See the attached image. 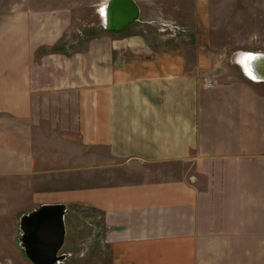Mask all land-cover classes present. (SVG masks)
Listing matches in <instances>:
<instances>
[{"label": "crops", "instance_id": "0c3cea01", "mask_svg": "<svg viewBox=\"0 0 264 264\" xmlns=\"http://www.w3.org/2000/svg\"><path fill=\"white\" fill-rule=\"evenodd\" d=\"M198 5L183 37L168 39L144 21L109 31L101 14L103 31L86 48L39 57L67 30L60 11L21 7L0 16V117L56 124L131 165L193 162L175 178L91 193L114 264H264V234L255 235L250 215L251 179L237 174L249 166L213 144L216 128L208 130L202 115L203 89H213L202 76L214 58L208 3ZM0 156V171L10 172V153Z\"/></svg>", "mask_w": 264, "mask_h": 264}, {"label": "rangeland", "instance_id": "374dc122", "mask_svg": "<svg viewBox=\"0 0 264 264\" xmlns=\"http://www.w3.org/2000/svg\"><path fill=\"white\" fill-rule=\"evenodd\" d=\"M108 1L0 0V16L18 14L21 7L58 10L68 27L57 46L62 47L61 51L75 52L100 36ZM199 1L136 0L141 8L140 21L150 29L156 26L168 39H175L180 32L182 37L190 34V24L199 15ZM206 1L214 59L209 75L202 76V84L206 86V80L213 79V89H203L202 115L208 130L216 128L218 139L213 144L228 147L237 156L236 162L249 166L250 171L237 174L241 179L244 174L251 179L252 226L257 228L255 235L262 238L264 82L248 79L235 59L240 52L264 53V0ZM51 49L38 52V57ZM3 152L10 153L12 170L0 171V264H33L21 245V219L44 204L59 202L69 209L65 217L66 240L60 253L67 258L61 264H114L111 249L104 241V216L97 203H92L91 193L95 194L102 185L175 178L189 172L193 163L190 159L184 166L131 165L105 147L85 145L79 134L65 133L56 124L35 125L28 121L22 125L9 117H0V153Z\"/></svg>", "mask_w": 264, "mask_h": 264}, {"label": "water", "instance_id": "95a60500", "mask_svg": "<svg viewBox=\"0 0 264 264\" xmlns=\"http://www.w3.org/2000/svg\"><path fill=\"white\" fill-rule=\"evenodd\" d=\"M140 18L141 8L135 0H109L103 26L109 31L123 32ZM253 57L247 59L253 60L252 65L247 63L252 66L250 75L253 80L264 82V55ZM68 211L65 204H44L22 217L21 245L33 264H61L66 260L67 255L60 253L67 235L65 217Z\"/></svg>", "mask_w": 264, "mask_h": 264}, {"label": "bare ground", "instance_id": "6f19581e", "mask_svg": "<svg viewBox=\"0 0 264 264\" xmlns=\"http://www.w3.org/2000/svg\"><path fill=\"white\" fill-rule=\"evenodd\" d=\"M105 12H106V7L104 8V13H103V15L105 16ZM257 55H261V56H263L264 55V53H261V54H256V53H248V52H240L237 56H236V59H235V63L237 64V65H239V67L242 69V71H243V74L248 78V79H250L252 82H261V81H255V80H253V78L251 77V72H253L252 71V64H253V60L252 59H254V57L253 56H257ZM252 56V57H251ZM248 58H252V59H249L250 61H247V59ZM249 62V64H251V65H249V64H247ZM254 66V65H253ZM255 68V70H256V67H254Z\"/></svg>", "mask_w": 264, "mask_h": 264}, {"label": "built area", "instance_id": "2783aa9c", "mask_svg": "<svg viewBox=\"0 0 264 264\" xmlns=\"http://www.w3.org/2000/svg\"><path fill=\"white\" fill-rule=\"evenodd\" d=\"M165 30V29H164ZM206 86L208 87V88H211L212 86H213V81L211 80V79H207L206 80Z\"/></svg>", "mask_w": 264, "mask_h": 264}, {"label": "trees", "instance_id": "16d2710c", "mask_svg": "<svg viewBox=\"0 0 264 264\" xmlns=\"http://www.w3.org/2000/svg\"><path fill=\"white\" fill-rule=\"evenodd\" d=\"M53 52H60L62 50L61 46H55L54 48L51 49Z\"/></svg>", "mask_w": 264, "mask_h": 264}]
</instances>
